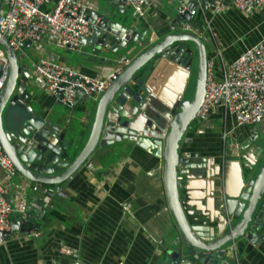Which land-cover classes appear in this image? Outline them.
Wrapping results in <instances>:
<instances>
[{
    "label": "water",
    "instance_id": "water-1",
    "mask_svg": "<svg viewBox=\"0 0 264 264\" xmlns=\"http://www.w3.org/2000/svg\"><path fill=\"white\" fill-rule=\"evenodd\" d=\"M106 1V6L101 5L92 17H87L91 24L98 18V24L89 36L81 37L82 46L90 47L96 55L103 50L101 62L114 65L123 53L128 63L97 96L95 116L83 144L80 135H71L70 120L61 112L52 109L43 114L28 110L25 103L31 95L26 90L27 65L22 67L19 53L12 50L7 38L0 33V46L9 67L7 80L0 90V145L21 181L38 184L41 188L38 195L29 199L25 215L11 218V228L4 234L9 238L17 232L29 234L36 230V221L54 206L49 202L55 195L54 185L69 180L96 154L111 153L134 144L148 152L154 150L162 160V182L172 217V234L169 243L162 247L163 264H231L230 254L236 242L255 243L264 236V138L254 131L243 139L241 149L255 145L256 153L253 159L240 164L241 175L234 174L237 183L231 190L227 189L224 179L219 190L220 211L213 224H201L196 214L188 211L189 202L184 198L187 195L184 177L188 178L190 169L196 165L189 161L190 153L182 155L181 151L186 129L199 120L195 113L205 92L208 59L202 37L205 28L188 12L196 2L183 0L187 7L183 12L178 2L176 6L172 4L164 26L152 30L138 17L122 21L110 15L113 8L124 13L125 0ZM103 27L107 30L103 31ZM190 43L195 45L197 54L196 79L192 97L182 100L194 60ZM169 63L180 70L181 80L172 98L164 102L149 81L156 67ZM88 99L83 90L78 89L76 100L67 107L84 110ZM152 99L163 107L155 110L165 121L163 124L149 111ZM15 111L19 116L13 120ZM54 116H58L56 121ZM7 117L11 118L8 122ZM70 150L76 152L74 157ZM178 175L184 177L178 181Z\"/></svg>",
    "mask_w": 264,
    "mask_h": 264
},
{
    "label": "crops",
    "instance_id": "crops-1",
    "mask_svg": "<svg viewBox=\"0 0 264 264\" xmlns=\"http://www.w3.org/2000/svg\"><path fill=\"white\" fill-rule=\"evenodd\" d=\"M172 4L169 0H150L144 17L138 19L152 30L159 29L168 19ZM225 5L223 11L199 9L194 16L205 28L202 37L217 79L223 77L225 67L245 49L264 39V10L245 14L230 1ZM49 44L44 41L38 47L24 43L20 50L27 54L24 47L34 49V56L29 58L32 67L45 56H53L91 76L109 73L115 65L100 61L103 50L99 55L92 50L81 53L85 50L82 46L80 50L63 49L65 54L61 55L50 49ZM73 51L79 59L74 57L71 62L67 52ZM26 69L29 73L26 90L31 97L25 104L43 114L54 109L59 102L51 93L36 85V90H28L33 68L30 71L27 66ZM152 74L150 85L161 101L167 102L181 80L180 70L170 63L161 64ZM92 97L96 95L89 98ZM80 122L85 127L90 123L85 116L80 117ZM224 131L230 134L226 144L222 138ZM254 131L264 138V119L254 125L237 126L234 118L222 108L189 126L181 151L182 155L190 153L189 161L196 166L190 169L188 178L181 177L185 179L187 195L184 198L189 202L188 211L196 214L201 224H213L220 211L219 190L224 179L227 189L231 190L237 183L234 174L241 175L240 164L253 159L256 153L252 145L249 149H240L239 156L232 157L224 145L234 140L242 148L243 139ZM115 153L120 155L112 157ZM162 171V160L154 150L148 152L134 144L119 151L96 154L69 180L52 187L55 195L49 202L54 206L36 221V230L29 234H11L0 244V264H63L69 257L60 253L62 245L74 249L75 256L84 264H163L162 250L172 234V217L166 203ZM20 181V177L14 180L16 184ZM34 185L36 190L25 189L27 202L41 190L38 184ZM14 192L19 189L13 187L11 194ZM15 217L18 215L13 213L10 219ZM34 232L39 234L36 236ZM232 249L231 264H264V236L255 243L238 241Z\"/></svg>",
    "mask_w": 264,
    "mask_h": 264
},
{
    "label": "built area",
    "instance_id": "built-area-1",
    "mask_svg": "<svg viewBox=\"0 0 264 264\" xmlns=\"http://www.w3.org/2000/svg\"><path fill=\"white\" fill-rule=\"evenodd\" d=\"M150 0H125V5L132 9V15L144 17L145 7ZM179 3L180 12L187 9L183 0ZM230 1L234 7L245 14L264 10V0H195L196 6L188 10L191 17L196 16L199 9H210L212 12L223 11L225 2ZM203 4V5H202ZM205 5V6H204ZM99 6L90 0H3L0 7V33L7 38L12 50L19 52L22 45L29 41L40 47L46 41L58 48L80 50L81 37L89 36L98 18L91 24L87 17L97 12ZM187 27V24H184ZM106 31V27L102 28ZM116 35L117 31H110ZM124 38V36H122ZM128 63L125 55L116 59L109 73L102 76H91L76 69L71 64L59 61L53 56H45L33 63L31 79L41 90L51 93L56 100L72 105L77 97L78 89H82L85 97L101 94L123 67ZM8 59L0 46V90L8 77ZM32 111L31 106H27ZM222 108L229 113L237 126L254 125L264 119V39L245 49L236 59L227 65L221 79L213 74V62L207 59L205 92L203 101L195 115L205 119L215 109ZM228 131L222 138L226 144ZM232 157L240 154L237 141H228L224 145ZM0 244L5 243L10 230L11 215H25L27 199L25 189L36 190L37 186L29 182H14L19 173L8 155L0 145ZM182 177L177 176L180 181ZM17 187L19 192L12 193ZM56 191L59 187H56ZM38 235L39 233H33ZM60 253L69 257L63 264H84L74 254L70 246L62 245Z\"/></svg>",
    "mask_w": 264,
    "mask_h": 264
},
{
    "label": "rangeland",
    "instance_id": "rangeland-1",
    "mask_svg": "<svg viewBox=\"0 0 264 264\" xmlns=\"http://www.w3.org/2000/svg\"><path fill=\"white\" fill-rule=\"evenodd\" d=\"M170 2L173 3V6H176L177 5V1H172V0H169ZM97 3H99V8L102 6H106L107 4V1L106 0H96ZM170 5V4H169ZM169 11V10H168ZM110 15L113 16L116 20H122V21H129L128 18H133L132 16V9H130L129 7L126 8L125 12L124 13H120L117 11V9L113 8L110 10ZM127 17V19H126ZM191 47L193 48L194 50V60H193V63H192V66H191V72H190V77H189V80H188V85L185 89V92L182 94V100L183 99H186V98H191L192 97V94H193V90H194V86H195V79H196V62H197V58H196V49H195V45L190 43ZM49 48L50 49H53L55 52H57V54H65V50L63 49H60L56 46H54L53 44H49ZM85 50L81 51L82 52H85V53H90L91 52V48L90 47H85L84 48ZM23 50L27 53V54H23L22 50H20L18 53H19V63L21 65L25 64L29 67L30 71L32 70V66H31V62L29 61V58H32L34 56V49L30 46V47H24ZM70 57H69V61L73 62V58L75 57L76 59L78 58L79 59V56L77 54L76 51H73V52H67ZM103 54V52H102ZM86 55V54H84ZM84 55H82V57H84ZM146 69V73L149 72L148 70V67L146 66L145 67ZM30 85L28 87V90H33L34 91V83L32 81V79L30 78ZM36 90V89H35ZM97 96L99 95H96V97H92V98H89L88 101L85 103V109L84 110H81V109H77L76 108H70V107H67L65 106L64 104H61V103H57L54 107L53 110L55 111H58V112H61L62 113V116L66 119H69L70 120V129H72L73 131L71 132V135L73 134V136H79L80 135V143L83 144L85 143L86 139H87V136H88V132L90 131L91 129V126H92V122H93V119H94V116H95V111H96V105H97ZM162 107V105L157 102L156 100L152 99L151 102H150V108H149V111L151 113L152 116H154L155 118H157L158 122L160 124H163L165 121L161 118L158 117V114L156 113L155 110H160ZM86 112L89 113V115H86ZM19 113H17L15 111L14 113V119L15 120V117L19 116L18 115ZM82 116H85V119L86 121H90L89 125L87 127H85L82 123H80V117ZM56 117L58 116H54L53 117V120L56 121ZM9 120H11V118L9 119L7 117L6 119V122H8ZM194 122V121H193ZM192 122V124H193ZM4 124H5V121H4ZM188 128L186 129L184 135H186V132H187ZM184 138V137H183ZM120 145V144H118ZM116 150V149H115ZM120 149L117 148V151H119ZM71 153V156H75L76 152L74 153L73 150H70L69 151ZM116 155V157H118L120 154L119 153H115V154H112V157H114Z\"/></svg>",
    "mask_w": 264,
    "mask_h": 264
}]
</instances>
